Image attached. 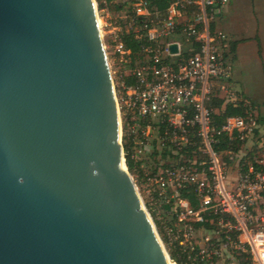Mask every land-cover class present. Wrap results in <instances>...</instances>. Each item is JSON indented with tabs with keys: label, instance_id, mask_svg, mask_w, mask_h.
I'll return each instance as SVG.
<instances>
[{
	"label": "water",
	"instance_id": "obj_1",
	"mask_svg": "<svg viewBox=\"0 0 264 264\" xmlns=\"http://www.w3.org/2000/svg\"><path fill=\"white\" fill-rule=\"evenodd\" d=\"M121 139L96 0H0V264H170Z\"/></svg>",
	"mask_w": 264,
	"mask_h": 264
},
{
	"label": "built area",
	"instance_id": "obj_2",
	"mask_svg": "<svg viewBox=\"0 0 264 264\" xmlns=\"http://www.w3.org/2000/svg\"><path fill=\"white\" fill-rule=\"evenodd\" d=\"M117 1L129 23L115 53L130 69L113 75L123 164L170 261L264 264V120L250 110L219 123L213 106L216 96L239 102L224 85L232 37L220 21L231 0H173L165 11Z\"/></svg>",
	"mask_w": 264,
	"mask_h": 264
},
{
	"label": "rangeland",
	"instance_id": "obj_3",
	"mask_svg": "<svg viewBox=\"0 0 264 264\" xmlns=\"http://www.w3.org/2000/svg\"><path fill=\"white\" fill-rule=\"evenodd\" d=\"M96 6L112 76L114 75V79L120 78L121 73H126L130 69L119 62V56L115 53L119 29L129 26L127 11L124 8L117 9L111 4L99 8L98 0ZM232 8L234 20L238 21V17L242 20L243 42L240 43L237 59L232 63L231 76L224 81V85L238 101H243L250 110L264 119V0H232ZM222 23L223 18L220 21L221 29ZM222 95H226L223 90ZM141 196L143 201H147L143 192ZM153 221L162 240L161 226L154 217Z\"/></svg>",
	"mask_w": 264,
	"mask_h": 264
},
{
	"label": "trees",
	"instance_id": "obj_4",
	"mask_svg": "<svg viewBox=\"0 0 264 264\" xmlns=\"http://www.w3.org/2000/svg\"><path fill=\"white\" fill-rule=\"evenodd\" d=\"M152 7H157L159 9H162V11H165L167 7L170 5V3L173 0H150ZM99 2V8H105L108 7L110 4L116 6L117 9H122V6L120 3L117 2V0H98ZM123 41L125 44L131 48L133 51H138L140 48L141 43L138 40H135L133 36L131 35H126L123 36ZM236 50V43L233 41L231 43V51ZM214 108L217 109L216 111V117H217V122L222 123L228 116H235V115H243L246 116L250 109L243 101H239L237 103H224L223 98H219L218 96L215 97L214 102H213ZM128 163L130 168L133 167V164L130 159H128ZM161 232H162V227ZM174 256V255H173Z\"/></svg>",
	"mask_w": 264,
	"mask_h": 264
},
{
	"label": "crops",
	"instance_id": "obj_5",
	"mask_svg": "<svg viewBox=\"0 0 264 264\" xmlns=\"http://www.w3.org/2000/svg\"><path fill=\"white\" fill-rule=\"evenodd\" d=\"M223 23L222 28L224 31L228 32V34L232 37V42L236 43V50L231 51L232 56V63L235 62L239 54V47L240 43L243 42V36H241V18L238 17V21L234 20L233 18V8H232V0L231 3L228 5L226 11L223 15ZM264 120V119H263Z\"/></svg>",
	"mask_w": 264,
	"mask_h": 264
},
{
	"label": "bare ground",
	"instance_id": "obj_6",
	"mask_svg": "<svg viewBox=\"0 0 264 264\" xmlns=\"http://www.w3.org/2000/svg\"><path fill=\"white\" fill-rule=\"evenodd\" d=\"M98 24H99V27H100V19H99V16H98ZM100 30H101V27H100ZM101 34H102V31H101ZM170 264H174L173 261H170Z\"/></svg>",
	"mask_w": 264,
	"mask_h": 264
}]
</instances>
